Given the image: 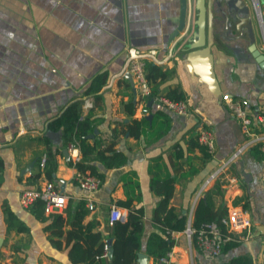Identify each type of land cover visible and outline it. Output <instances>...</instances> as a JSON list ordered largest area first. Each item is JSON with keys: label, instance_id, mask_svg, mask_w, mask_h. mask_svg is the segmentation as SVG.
<instances>
[{"label": "crops", "instance_id": "1", "mask_svg": "<svg viewBox=\"0 0 264 264\" xmlns=\"http://www.w3.org/2000/svg\"><path fill=\"white\" fill-rule=\"evenodd\" d=\"M195 8L192 0L191 23L173 38L179 26L180 0H0V264H73L67 233L78 204L86 200L89 213L85 224L94 223L93 230L108 241L113 239L112 206L138 196L141 200L134 204L145 212L138 253L148 255V264H161L148 253L150 236L159 232L152 216L160 200L151 188L150 167L160 158L173 174L180 166L179 172H188V155L199 171L180 177L171 200L176 213L187 216L186 230L170 233L172 264H221L241 255H251L255 264H264V158L258 146L247 145L248 136L222 99L225 93L245 97L255 111H263L264 67L250 51L251 24L246 13L232 5L236 15L245 18L235 28L238 18L231 16L235 20L230 17L226 24L216 2L209 0L207 41L212 44L211 72L216 82L211 85L205 75L206 63L191 54L195 50L192 42L198 40ZM252 29L257 47L264 53L261 33L254 25ZM130 47L156 49L160 58L168 57L161 66L170 74L160 91L177 88L190 107L188 115L175 114L156 102L149 107L152 98L144 100L137 94L124 72ZM103 73L108 74V84L88 93L94 79ZM133 98L137 105L134 112L132 106L126 108ZM76 102L81 104V117L90 116L94 126L87 129L86 136L90 145H96L90 156L109 147L113 151L107 155L118 151L128 159L113 168L92 160L104 175L100 188L92 193L76 181L81 172L75 164L82 159V148L73 145L64 127L51 126ZM143 108L148 109L147 114ZM158 110L172 119L171 130L162 139L146 144L143 137L124 133L122 122L154 116ZM202 129L211 131L217 144L213 159L205 166L200 162L199 148L188 150L190 137ZM178 143L185 152L180 160L172 155ZM44 156L47 161L42 167ZM39 171L40 177L34 180ZM48 181L61 190L65 183L68 202L59 211H46L43 221L32 213L31 206L22 205L21 196ZM217 184L221 189L215 195L216 207L228 212L245 209L253 228L251 237L239 247L208 260L200 255L188 230L199 200ZM6 211L17 215L28 230H8ZM55 213L67 219L60 246L47 230ZM102 264H112V259L103 257Z\"/></svg>", "mask_w": 264, "mask_h": 264}, {"label": "trees", "instance_id": "2", "mask_svg": "<svg viewBox=\"0 0 264 264\" xmlns=\"http://www.w3.org/2000/svg\"><path fill=\"white\" fill-rule=\"evenodd\" d=\"M147 79L151 85L153 96L165 95L175 100H184L182 94L177 88L170 89L168 92L160 91V85L169 76L170 71L165 70L163 66L152 62L147 63ZM127 86L130 87L128 81L124 79ZM108 84V74L103 73L98 75L87 92H98L103 86ZM99 98V96H98ZM140 100V98H138ZM133 107V112L136 109V103L133 100L126 105ZM150 109V108H149ZM82 116L80 102L70 105L62 116L51 124L52 128L62 126L66 130V134L71 136L73 145L82 148V159L78 161L75 166L81 173L90 172V174L103 178L104 175L99 169L91 164L92 160L98 159L104 162L108 167L113 168L121 166L128 159L124 158L121 153L114 151L113 155H107L111 148H100L96 156H90L96 145H90L86 136L87 129H93L92 120L90 116ZM124 133L137 139L143 137L146 144H154L168 134L172 128V119L168 114L162 110L154 113L152 119L143 117L142 119L134 118L128 123L122 122ZM189 153L199 148L202 152L200 162L205 166L213 159L215 153H211L206 146L200 143L199 134L193 133L189 141ZM113 151V150H112ZM172 155L175 159L180 160L185 156L182 146L175 144L172 150ZM188 158L191 163V169L188 172H179L182 166L178 167L177 173H172L167 165L161 162L160 158L154 160V164L150 167L151 172V188L160 197L154 213L152 222L159 229V232H154L148 242V253L158 258L165 256L171 251L174 242L170 238V233L173 231L180 232L187 228V216L177 214L174 206L171 205V200L175 193L176 184L180 177H188L198 173L199 169L192 160V155ZM198 158V157H197ZM2 168V160L0 159V169ZM180 174V175H179ZM41 175V171L33 176L37 180ZM0 177V185H1ZM133 184V183H132ZM221 189L218 184L207 191L202 197L195 209L192 227L199 231L209 223L219 221L222 217L228 214L225 208L216 207L215 195ZM140 201L141 197H128L126 200L118 201V205L126 209L127 217L124 221L117 220L112 227V264H137V254L141 248V236L144 231L145 212L143 207H137L134 201ZM32 213L40 220H46L45 204L43 201H36L30 208ZM89 213L86 200H82L74 211V218L72 221V229L67 233V243L69 247V257L73 264H102L103 257H106L107 251L105 246L108 241L104 239L100 231H94V223L85 224V218ZM52 223L47 227L55 245H59L60 239L64 236V226L67 219L60 213L53 215ZM6 224L8 230H15L17 232H25L28 226L13 212L6 211ZM243 240L239 239L238 235L232 234L231 240L225 244L224 253L239 247ZM221 264H255V260L251 255H241L230 259L228 262Z\"/></svg>", "mask_w": 264, "mask_h": 264}, {"label": "built area", "instance_id": "3", "mask_svg": "<svg viewBox=\"0 0 264 264\" xmlns=\"http://www.w3.org/2000/svg\"><path fill=\"white\" fill-rule=\"evenodd\" d=\"M252 1L259 21L264 49V11L261 8L260 0ZM167 60L168 57L160 58L156 49L142 50L130 47L127 53V65L124 72L131 73L137 94L142 99L152 98L154 102L162 105L168 111L178 115H188L190 107L185 100H175L161 94L152 97V88L147 79V63L152 62L157 65H164ZM222 99L229 111L239 122L243 132L248 136L247 145L258 146L264 158V110L255 111L249 99L234 96L230 93L223 94ZM147 113L148 109L143 108V114ZM199 141L211 153H215L217 144L215 136L211 131L202 129L199 133ZM46 161L47 157L44 156L41 160L42 167L45 166ZM229 162L224 163L221 169L226 167ZM76 181L83 190L89 193L98 190L102 184V179L99 176L90 173H78ZM262 181L264 185V176ZM38 200L44 202L47 212H56L67 205L68 197L59 186L52 181H48L43 185L28 189L22 193L21 203L25 207L32 206ZM126 217L127 213L121 207L116 204L112 206L110 211L111 223L117 220L124 221ZM252 228L253 223L248 212L243 208H239L228 212L219 221L209 223L199 231L190 227L188 234L189 238L194 240L200 255L205 259L212 260L224 253L225 244L231 240L232 234L238 235L241 240H246L251 237ZM105 249L107 251L106 255H108L109 246L106 245ZM173 256L174 251L171 250L165 256L160 257L159 261L161 264H172Z\"/></svg>", "mask_w": 264, "mask_h": 264}, {"label": "water", "instance_id": "4", "mask_svg": "<svg viewBox=\"0 0 264 264\" xmlns=\"http://www.w3.org/2000/svg\"><path fill=\"white\" fill-rule=\"evenodd\" d=\"M180 1H181V11H180L179 26L173 38L179 35L181 32H183L186 29L189 21L191 23V19H192V12H191L192 0H180ZM208 1L209 0H197L196 2V7L198 9V17L195 21V24L198 27V32H197L198 40L192 42V48L195 50L191 54H193L192 56L195 57L198 62L201 61L203 63H206L205 64V67H206L205 75L207 79L209 80V83L211 85H215L216 82H215V79H213L214 73L211 72V68L213 64V55L210 52V47L212 44L208 43L207 41ZM210 1L212 2V4L216 2L218 8L222 9V0H210ZM231 1H235V0H225V3L228 7L229 12H232L231 10H233L231 9ZM236 1L237 3L235 7L238 6L240 9L249 7L247 4V0H236ZM234 13L237 18H240L239 15H236V12ZM249 32H250V37L252 41L250 51L253 53L254 57L260 63V65L264 67V53L261 52L260 48H258L257 44L255 43L254 31L252 27L249 29ZM125 77L131 82L132 86L135 87V83H134L131 73L130 72L125 73ZM153 102H154L153 99H151L148 102V106L151 107L153 105ZM226 112L229 113L227 109H226ZM152 116L153 115H148L147 119H152ZM90 138H95V135H91ZM67 152H68L67 150L64 151L65 154H67ZM214 176L215 175H213V177ZM61 188H62V192H64V188H65L64 182ZM112 242H113V239L108 240V246H109L108 256L110 258H112L113 256ZM260 259L261 261H263V258H260ZM137 261L139 264H148V255L145 253H138Z\"/></svg>", "mask_w": 264, "mask_h": 264}, {"label": "rangeland", "instance_id": "5", "mask_svg": "<svg viewBox=\"0 0 264 264\" xmlns=\"http://www.w3.org/2000/svg\"><path fill=\"white\" fill-rule=\"evenodd\" d=\"M195 2H197V0H195ZM247 2H248V9H249V13H251L252 14V21H253V25H254V27H256L257 29H258V31L261 33V30H260V27H259V21H258V18H257V14H256V11L254 10L255 9V7H254V3H253V1L252 0H247ZM260 4H261V8H262V10L264 11V0H260ZM223 5V4H222ZM227 8V9H226ZM235 8V7H234ZM196 10H195V12H194V16L197 18L198 17V9H197V7L195 8ZM219 9V8H218ZM231 9H233L232 7H231ZM218 12H219V15L222 17V19L224 18V14L225 13H227V12H229V10H228V7H226V6H222V9H219L218 10ZM233 14V11L231 12V16H234L235 15V13H234V15H232ZM220 16H218L217 15V17H220ZM232 18V21L233 20H235V19H233V17H231ZM251 24V23H250ZM251 27V26H250ZM250 27H249V29H250ZM252 28H253V26H252ZM258 38V40H260V37L259 36H257ZM261 39H262V37H261ZM221 169V168H220Z\"/></svg>", "mask_w": 264, "mask_h": 264}, {"label": "flooded vegetation", "instance_id": "6", "mask_svg": "<svg viewBox=\"0 0 264 264\" xmlns=\"http://www.w3.org/2000/svg\"><path fill=\"white\" fill-rule=\"evenodd\" d=\"M222 3L226 4V3H225V0H222ZM236 3H237L236 0H235V1H231V7H232V4H233V6L235 7V6H236ZM226 7H227V5H226ZM235 8H237V10L240 9L238 6L235 7ZM226 9H227V8H226ZM241 10H242L241 12L246 13V16L249 18L248 20H249V22L251 23V26H253L252 14L249 13V9L246 7V8L241 9ZM231 11H233V14H232V15H234V10H231ZM224 17L226 18V20H225L226 24L230 23V20H231V18H230V17H231V12H227V13H225V14H224ZM242 19L244 20L245 18H243V17L238 18L237 23L235 24V28H238V26H240V24H241L242 21H243ZM244 21H245V20H244Z\"/></svg>", "mask_w": 264, "mask_h": 264}]
</instances>
